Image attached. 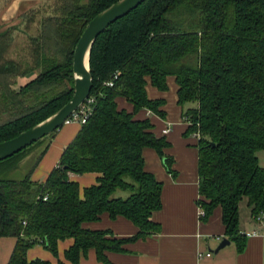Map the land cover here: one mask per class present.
Wrapping results in <instances>:
<instances>
[{"label": "trees", "instance_id": "1", "mask_svg": "<svg viewBox=\"0 0 264 264\" xmlns=\"http://www.w3.org/2000/svg\"><path fill=\"white\" fill-rule=\"evenodd\" d=\"M43 17L32 9L20 22L0 33V143L49 118L73 96L72 58L89 21L118 0H52ZM21 26L28 35V62L10 58ZM25 31V33H26ZM93 110L75 138L64 148L58 165L44 182L31 180L35 164L22 179L8 178L42 138L0 162V237L16 239L8 264H51L27 260V251L43 246L57 255L60 241L72 239L65 260L79 264L94 250L101 264L107 253L158 235L152 221L161 209L163 185L144 169L142 150L152 148L175 177L170 147L152 133L149 120H135L140 110L158 116L163 100H149L147 80L159 91L175 78L177 103L190 122L185 136L198 134L197 201L206 221L221 210L225 238L239 253L246 237L239 230V204L246 199L253 219L264 214V168L257 152L264 150V0H146L98 36L89 56ZM34 76L17 90L14 78ZM116 76V78H114ZM112 81L113 86L106 84ZM133 106L118 110L116 98ZM99 175L81 191L71 175ZM128 192L126 198L115 197ZM46 199V200H44ZM103 214L129 220L137 233L116 238L110 230L83 227ZM56 264H64L58 261Z\"/></svg>", "mask_w": 264, "mask_h": 264}, {"label": "crops", "instance_id": "2", "mask_svg": "<svg viewBox=\"0 0 264 264\" xmlns=\"http://www.w3.org/2000/svg\"><path fill=\"white\" fill-rule=\"evenodd\" d=\"M43 0H0V21L8 24L17 20L20 12L38 8ZM45 2V1H44ZM26 78V77H22ZM167 90L159 91L147 80L146 94L149 100H163L160 108L164 115L158 116L148 110H140L134 116L135 120H149L152 133L160 138L164 137L170 147L163 150L164 156L173 159L175 177L166 172L161 157L152 148H144L142 157L144 169L162 183L161 209L152 215V221L158 223L161 232L145 240H137L124 246V252L107 253L111 264H264V223H256L251 216L250 208L239 204V230L246 237L243 252L237 251L236 245L229 241V245L217 248L223 238L225 229L221 220V210L214 209L206 221L199 216L198 173H197V138L185 136L187 125L183 121V109L177 103V85L175 78H167ZM118 110L133 112V106L124 98L117 97ZM81 124L72 123L61 127L52 137L44 139L41 145L20 161L35 156L47 146L31 173V180L44 182L49 173L58 165L61 154L67 145L75 138ZM164 130H168L164 133ZM260 167L264 168V150L257 152ZM96 173L80 176L71 175V180L78 183L80 195L82 190L96 184ZM115 197L126 198L128 192L117 191ZM85 229L92 231L110 230L116 238L127 239L137 233V228L127 219L118 217L111 220L103 214L99 221L86 223ZM257 232L254 236H247L250 232ZM16 239L0 237V264H8ZM73 244L72 239L60 241L57 245V255H52L41 245H35L27 251V260H42L51 264L58 261L71 264L65 260L64 253ZM211 253L210 257L199 258ZM79 264H101L96 259L94 250H89L85 257L81 256Z\"/></svg>", "mask_w": 264, "mask_h": 264}, {"label": "water", "instance_id": "3", "mask_svg": "<svg viewBox=\"0 0 264 264\" xmlns=\"http://www.w3.org/2000/svg\"><path fill=\"white\" fill-rule=\"evenodd\" d=\"M145 1L146 0H118L89 21L80 35L73 52V96L63 107L46 120L20 133L13 139L1 142L0 162L16 155L42 138L58 131L64 126L65 121L86 102L92 87L89 56L93 44L98 36L110 25L128 15ZM227 245H229V241L223 238L213 253L216 254Z\"/></svg>", "mask_w": 264, "mask_h": 264}, {"label": "rangeland", "instance_id": "4", "mask_svg": "<svg viewBox=\"0 0 264 264\" xmlns=\"http://www.w3.org/2000/svg\"><path fill=\"white\" fill-rule=\"evenodd\" d=\"M45 1V2H44ZM43 4H41L38 8H35L39 14L36 16V21H39L41 17H43V13L46 12L45 11V7L48 4H51L53 1L52 0H43L42 1ZM29 12V10L27 11ZM24 14L23 12H20L16 17L17 20H13L12 22L8 23V24H4L1 23L0 21V33L4 32L5 30H7V28L11 25L15 26L20 22V19L18 18L20 15ZM35 30L36 28L34 26H32L30 28V30H28V32L25 29V26H21L17 31H15L13 33V36L15 37L14 43L12 45V49L10 51V58L16 60V61H23V62H28L31 60L30 57V43L28 41L27 38V34L28 35H34L35 34ZM26 31V33H25ZM34 76L30 77V78H14L13 80V84L12 87L14 88V90H17L20 86L26 84L27 82H29L31 79H33ZM35 160H36V155L34 156H30L27 158V160H24L20 167H18V169L12 171L11 173L8 174V178L11 179H22L26 174H28V172L33 169V166L35 164ZM1 168V166H0ZM247 202L246 199H243L240 202V206H246Z\"/></svg>", "mask_w": 264, "mask_h": 264}, {"label": "built area", "instance_id": "5", "mask_svg": "<svg viewBox=\"0 0 264 264\" xmlns=\"http://www.w3.org/2000/svg\"><path fill=\"white\" fill-rule=\"evenodd\" d=\"M116 78V76L114 77ZM108 87H112L113 84H112V81L108 82L106 84ZM93 105H94V99L93 98H88L86 100V102L81 105V107L71 116L69 117L64 125H68V124H72V123H79V124H84L87 120V118L90 116L92 110H93ZM184 123L187 125V126H190V122L187 121L186 119H183ZM168 130H164V133H166ZM193 138H197L198 139V134L197 133H194L193 135H191ZM46 200V199H44ZM204 212L203 210L199 207V216H203ZM254 221L256 223H261L263 224L264 223V214H259L255 219ZM257 232L253 231V232H250L249 234H247V236H254L256 235ZM212 254L211 253H206L204 256H202V254H199V258H202V257H210Z\"/></svg>", "mask_w": 264, "mask_h": 264}]
</instances>
